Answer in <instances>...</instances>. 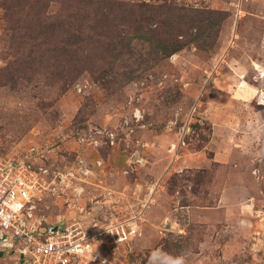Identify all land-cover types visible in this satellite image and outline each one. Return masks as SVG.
Here are the masks:
<instances>
[{
  "label": "rangeland",
  "instance_id": "obj_1",
  "mask_svg": "<svg viewBox=\"0 0 264 264\" xmlns=\"http://www.w3.org/2000/svg\"><path fill=\"white\" fill-rule=\"evenodd\" d=\"M115 1L225 18L216 35L206 29L137 72L139 41L111 73L64 80L6 65L17 62L0 0V163L26 155L61 171L90 167L79 196H47L39 213L128 220L137 233L115 264H264V0ZM88 125L113 131L112 142L81 146L73 132Z\"/></svg>",
  "mask_w": 264,
  "mask_h": 264
},
{
  "label": "trees",
  "instance_id": "obj_2",
  "mask_svg": "<svg viewBox=\"0 0 264 264\" xmlns=\"http://www.w3.org/2000/svg\"><path fill=\"white\" fill-rule=\"evenodd\" d=\"M1 7L17 62L6 65L64 80L90 68H103L102 75L111 73L120 56L134 54L135 41L143 45V51L132 56L137 72L184 43L199 42L206 29L216 35L225 18L222 11L212 9L190 13L167 6L163 11L162 5L122 6L115 0H4ZM195 24L202 29L198 33L191 31Z\"/></svg>",
  "mask_w": 264,
  "mask_h": 264
},
{
  "label": "built area",
  "instance_id": "obj_3",
  "mask_svg": "<svg viewBox=\"0 0 264 264\" xmlns=\"http://www.w3.org/2000/svg\"><path fill=\"white\" fill-rule=\"evenodd\" d=\"M125 117L121 127L128 133L132 126ZM133 118L139 119L135 112ZM103 128L77 127L73 137L81 146L106 145L115 133ZM30 150L33 154L36 149ZM28 158L14 155L0 163V259L9 264H115L120 248L129 245L135 232L128 220L123 223L111 214L102 225H90L79 220L52 222L39 213L47 196H79L89 182L91 168L79 165L76 172L61 171L47 162L35 165ZM101 163L95 161L97 166Z\"/></svg>",
  "mask_w": 264,
  "mask_h": 264
}]
</instances>
